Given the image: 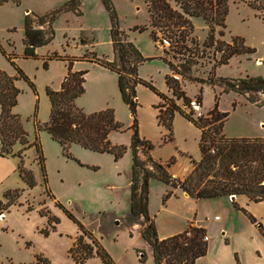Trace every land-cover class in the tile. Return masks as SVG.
I'll return each instance as SVG.
<instances>
[{
    "label": "rangeland",
    "instance_id": "obj_1",
    "mask_svg": "<svg viewBox=\"0 0 264 264\" xmlns=\"http://www.w3.org/2000/svg\"><path fill=\"white\" fill-rule=\"evenodd\" d=\"M74 1L21 0L18 5L7 2L0 6V66L6 65L14 70L6 59L11 56L15 66L34 86L33 93L26 82L21 80L17 83L20 93L14 114L20 118L23 130L32 139L29 143L36 139L40 147L47 187L51 193V196L45 193L36 150L30 146L22 152L21 157L23 165L34 171L36 186L29 190L22 189L16 204L0 214V219L3 214L5 216L4 223L9 233L7 244L0 247V264H29L35 261L37 255L46 258L49 264H73L68 250L71 238L79 234V229L56 202L84 226L113 264H154L150 248L137 231L141 229L142 217L132 223L127 219L132 115L118 94L117 75L88 61L92 55L107 60L105 55L111 53L109 16L101 1L77 0L76 9L64 10L54 20L51 42L36 48L35 58L23 56L25 15H44L54 9L71 6ZM110 1L119 28L143 57L161 56L163 52V59L155 57L138 67L137 75L141 80L164 93L167 90L165 75H170V71L179 74L177 83L180 90L190 100L200 98L203 116L216 102L218 111L228 114L224 123L228 134L250 133V126L264 119V111L251 107L258 108L246 97L225 89L223 84L212 85L208 81L211 76L214 79L264 78V21L256 11L237 0H228L225 27L215 29L214 39L229 44L233 37H240L252 52L234 55L226 64L214 66L220 55L214 53L212 48L203 47L208 30L200 18H189L193 29L182 41L168 31L155 29L157 41L154 43L150 38L149 14L144 0ZM169 3L176 9L172 1L169 0ZM143 28L146 29L140 31ZM160 39H166L168 46L160 45ZM175 40L178 42L175 43ZM52 55L70 59L71 71H86L84 94L76 100L77 107L86 114L106 108L113 110L121 130L110 133V142L126 148L119 159L115 160L110 154L85 150L78 145L69 147L70 157H67L44 131H36L34 137L29 134L33 121L40 124L48 121L50 108L45 91H57L67 72L68 62L49 59ZM256 59L261 62H256ZM260 99L263 100V97ZM136 100L139 137L152 145L150 156L153 161L165 164L172 160L168 167L170 173L174 178H180L190 170L193 161H198L197 129L180 128L173 120L172 136L168 139L169 131L159 121L158 109L154 106L155 102H161L160 105L164 102L143 85L136 87ZM178 101L182 102L179 108L183 110L185 104L182 100H175V104ZM176 115L179 116V113ZM241 122L246 124L242 126ZM20 187L24 188L21 181L16 188ZM169 191L164 183L155 180L148 182L147 213L154 221L160 238L179 234L193 222L204 228L207 240L210 239L205 256L199 258L196 264H264V238L258 226L252 224L230 202L227 203L226 198L194 200L177 189L163 203V197ZM243 198L234 200L237 206L245 201ZM40 210L48 211L58 220L55 230H50L47 236L41 233L45 228L49 230L47 216H41ZM243 210L264 230V202H249ZM214 216L220 220H214ZM183 223L185 228L179 232ZM222 226L224 231L221 230ZM11 230L14 233L10 234ZM15 234L28 241L27 248H19ZM84 264L103 263L98 257H92Z\"/></svg>",
    "mask_w": 264,
    "mask_h": 264
},
{
    "label": "trees",
    "instance_id": "obj_2",
    "mask_svg": "<svg viewBox=\"0 0 264 264\" xmlns=\"http://www.w3.org/2000/svg\"><path fill=\"white\" fill-rule=\"evenodd\" d=\"M20 1L0 0V6L7 2L18 5ZM100 1L109 16V37L113 58L111 61H107L92 55L88 61L117 75V87L121 101L128 107L132 115L130 126L132 135L129 145L132 163L127 219L132 223L136 218L142 217L139 233L152 251L154 264H196L197 260L205 256L207 252V240L203 239L206 237V230L191 222L183 232L165 239H159L154 221L147 213L148 182L150 180L160 181L171 189L163 197V203L172 195L174 189H179L194 200L229 199L230 196H235V198L244 197L252 203H262L264 202V138L225 137L223 126L228 114L218 111L217 102L205 116L193 118L174 102L175 100H182L184 104H187L190 101L180 90L176 81H173L169 76L165 77V83L172 92L173 100V98H167L158 93L151 83L141 80L137 75L138 67L150 59L144 58L119 28L111 1ZM170 1L174 3L176 9L170 6L169 0H144L149 14L150 38L154 43L157 41L155 29L168 31L182 41L193 29L189 18H200L208 30L203 47L212 48L214 53L220 55L214 62V66L226 64L234 55L252 52L245 46L244 40L240 37H233L229 44L214 39L215 29L225 27L228 0ZM237 1L256 11L259 18L264 21V0ZM77 2L76 0L72 2L71 6L60 7L44 15L31 13L25 15L23 23V56L25 58H35L36 48L51 42L54 37L52 28L54 20L62 11L69 8L76 9ZM145 29H140V31ZM219 34L222 35L221 32ZM177 42L175 40V43ZM6 59L16 71V76L9 77L0 70V156L19 158L18 175L26 187L32 189L36 186V181L32 171L23 165L21 155L26 148L34 146L45 193L51 196L47 187L44 158L40 147L36 139L31 144L28 142L20 118L12 113L20 93L14 84L15 80L26 82L33 93L35 92L34 86L15 66L11 56H7ZM49 59L67 61V74L61 82L59 90L46 89V96L50 103L49 118L43 124L33 121L34 134L36 131L47 133L50 139L61 147L67 157H70L68 154L70 145H78L91 152L110 154L115 160L122 157L126 148L114 146L109 140L111 132L121 130V126L115 120L113 110L106 108L86 114L75 104L76 99L84 93L86 71H71V60L68 58L52 55ZM168 66L170 68L169 64ZM213 77L211 76L208 80L210 84H223L225 89L234 90L256 106H264V78L256 76L243 79H214ZM138 85L149 88L164 102L163 105L157 107L158 119L168 129V139L172 136L171 122L176 112L200 131L198 141L200 158L198 161L192 162L191 171L182 180L172 178L168 173L167 168L172 164V160L165 164L153 161L150 156L152 145L142 140L138 135L135 116L138 106L136 100V87ZM260 97H263V100ZM197 101L200 103V98H197ZM165 105L167 106L163 109ZM15 144L21 145V148L13 152ZM21 192L22 190L15 189L4 193L3 198L6 202H0V214L16 204ZM231 204L243 212L252 224L258 226L259 232L264 238V230L255 219L245 210L239 208L235 201H232ZM56 205L79 229V235L68 250L73 264H84L92 257H98L103 264H113L84 226L59 203L56 202ZM39 214L47 216L49 230L45 228L41 231L44 236H47L50 230H55L58 220L48 211L40 210ZM29 264H49V261L41 255H37L35 261Z\"/></svg>",
    "mask_w": 264,
    "mask_h": 264
},
{
    "label": "crops",
    "instance_id": "obj_3",
    "mask_svg": "<svg viewBox=\"0 0 264 264\" xmlns=\"http://www.w3.org/2000/svg\"><path fill=\"white\" fill-rule=\"evenodd\" d=\"M109 43H110V47H111V41H110V37H109ZM143 56V55H142ZM159 56V57H158ZM105 57L107 58V61H111L112 58H113V54H112V47H111V53L109 55H105ZM159 58L160 60L163 59V52L161 51V56L158 54H156L155 56L154 55H147V56H144V58H147V59H152V58ZM256 62H261L260 59H256L255 60ZM0 68L9 76V77H15L16 76V72L13 70V69H10L8 67H6V65H1ZM138 71V70H137ZM172 72V71H170ZM67 74V72H66ZM66 74H64L66 76ZM86 75V74H85ZM64 76V77H65ZM166 76H170L169 74H166ZM64 77L62 78L61 82L63 81ZM86 78V76H85ZM21 81V80H15L14 84L15 86L17 87V83ZM61 82H60V85H61ZM60 85H59V88H60ZM166 85V83H165ZM167 87V85H166ZM18 88V87H17ZM58 88V90H59ZM166 92L164 93H161L157 90L158 93L160 94H163L165 95L167 98H174L173 95H172V92L171 90L167 87L166 88ZM156 90V89H155ZM184 92V91H183ZM84 94V93H83ZM119 94V92H118ZM45 95H46V91H45ZM184 95L186 96L185 92H184ZM82 96V95H81ZM80 96V97H81ZM120 96V95H119ZM47 97V96H46ZM79 97V98H80ZM77 98V99H79ZM48 99V97H47ZM76 99V100H77ZM18 100V98H17ZM161 101V99H160ZM49 102V100H48ZM200 106H202V101H200ZM75 104H76V101H75ZM161 104V102L159 104H157L156 102L154 103V106L156 105V108ZM177 106H182V102L181 101H178L176 103ZM15 107H13L12 109V113L14 114L15 112ZM253 108H256L257 111L261 110V111H264V106H261V107H254V106H251ZM49 108H50V103H49ZM158 109V108H157ZM50 114V112H49ZM177 113L174 114L173 118H172V122H171V127H172V124H173V120L174 122L176 121V123L180 126V128H183V129H188V130H191L196 127H194L189 121H187L184 117H182L180 114L179 116L182 117L180 118L179 116L176 115ZM49 118V117H48ZM178 119L180 121H178ZM246 124V123H245ZM244 122H241V125L244 126L245 125ZM23 125V124H22ZM32 125V123H31ZM247 126V125H246ZM33 127V125H32ZM194 127V128H193ZM197 129V128H196ZM32 131L29 133L31 136L34 137V132H33V128L31 129ZM198 131V141H199V136H200V131L199 129H197ZM226 131V128H225V125L223 126V134L225 135V137H244V138H264V119L262 120H259L258 122H256L255 124H252L250 126V133H246V134H239V135H232V134H228L225 132ZM49 136V135H48ZM142 139V138H141ZM27 140L28 142H30L32 139H30V136L27 135ZM110 140V139H109ZM144 140V139H142ZM71 146V145H70ZM0 147H1V143H0ZM21 148V145L19 144H15L14 147H13V152H16L18 151L19 149ZM199 150V149H198ZM131 155V153H130ZM200 158V153H199V156H198V160ZM18 163H19V158L17 157H13V156H0V202L4 203L5 199L3 198V195L4 193L8 192V191H12V190H15V189H28L26 187V185L23 183V181L20 179L19 175H18V172H17V167H18ZM28 167V166H27ZM26 167V168H27ZM28 169H30L32 171V169L30 167H28ZM192 169V166H190V170L188 172H186L183 176H181L180 178H175V179H178V180H182L184 177H186V175H188V173L191 171ZM167 171L168 173L170 174V176L172 178H174V175H172L170 173V169L167 168ZM33 175H34V171H32ZM130 174H131V166H130V170H129V173H128V189H129V204H130ZM35 178V177H34ZM21 181L22 185L24 188L20 187V188H16V186H18V182ZM156 181V180H155ZM160 182V181H158ZM10 183L14 184V185H10ZM162 183V182H161ZM15 186V187H14ZM167 186V185H166ZM168 187V186H167ZM11 188H14V189H11ZM169 188V187H168ZM170 189V188H169ZM29 190V189H28ZM171 190V189H170ZM174 190H177V189H174ZM173 191V190H172ZM185 195V194H184ZM186 196V195H185ZM222 199V198H221ZM225 199V198H224ZM237 198H235L236 200ZM245 199V201H242L241 203V206L239 205L238 207L241 208V209H244L246 206H248V200L246 198H243ZM225 201L227 203H231L232 201H230L228 198L225 199ZM4 215V214H3ZM1 216V219H0V247L2 245H6L7 242H8V238H9V233H8V227L5 225L4 223V220H5V216ZM215 217H218V216H214ZM215 220V219H214ZM217 220H220L219 217ZM196 226H198L197 224H195ZM200 227V226H198ZM185 228V223H183V226L179 229V232H181L182 230H184ZM221 230H225V228L222 226L221 227ZM137 231L139 232L140 230L137 229ZM156 232H157V229H156ZM14 233L13 230L10 231V234ZM178 234V233H177ZM79 235V234H78ZM77 234L74 235L72 238H71V244H70V247L72 246V244L74 243V241L76 240ZM158 236V234H157ZM76 237V238H75ZM12 238V237H11ZM15 238L17 239V243L19 245V248L20 247H26V244L28 241H26V239L24 237H21V235H17L15 234ZM159 239H163L160 238L158 236ZM167 238V237H166ZM20 239V241H19ZM165 239V238H164ZM14 241V240H13ZM210 241L207 240V243ZM228 241V239H227ZM147 245V244H146ZM148 248H150L148 245H147ZM151 250V249H150ZM152 252V251H151ZM220 264V263H218Z\"/></svg>",
    "mask_w": 264,
    "mask_h": 264
},
{
    "label": "built area",
    "instance_id": "obj_4",
    "mask_svg": "<svg viewBox=\"0 0 264 264\" xmlns=\"http://www.w3.org/2000/svg\"><path fill=\"white\" fill-rule=\"evenodd\" d=\"M159 44L164 45L165 47L168 46L166 39H160ZM170 78L177 82L180 80V75L175 72H171ZM183 110L186 114H190L193 118L203 117L200 103L196 99H191L187 104H185L183 106ZM214 219L217 220L218 217H215ZM203 239L207 240V237H204Z\"/></svg>",
    "mask_w": 264,
    "mask_h": 264
},
{
    "label": "water",
    "instance_id": "obj_5",
    "mask_svg": "<svg viewBox=\"0 0 264 264\" xmlns=\"http://www.w3.org/2000/svg\"><path fill=\"white\" fill-rule=\"evenodd\" d=\"M229 200H230V201H234V200H235V196H230V197H229Z\"/></svg>",
    "mask_w": 264,
    "mask_h": 264
}]
</instances>
